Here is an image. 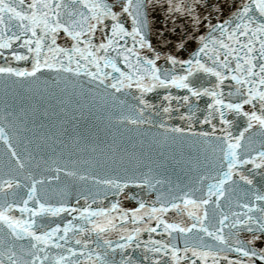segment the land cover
I'll use <instances>...</instances> for the list:
<instances>
[{"label":"snow or ice","instance_id":"snow-or-ice-1","mask_svg":"<svg viewBox=\"0 0 264 264\" xmlns=\"http://www.w3.org/2000/svg\"><path fill=\"white\" fill-rule=\"evenodd\" d=\"M0 60L5 93L16 87L91 96L100 107L119 109L118 123L159 127L165 140L171 134L200 154V170L186 188L177 183L162 190L165 181L151 168L89 176L45 160L55 175H37L33 169L41 165L22 135L28 129L4 113L0 264L264 262V0H0ZM200 111L207 113L202 119ZM161 112L168 119L177 113L186 126L146 116ZM198 123L211 131H197ZM101 155L96 164L115 166L114 173H127L133 163L139 170L142 163L115 140ZM60 173L91 180L94 204L102 194L138 207H122L119 199L95 209L52 202L44 186ZM241 184L249 198L234 200ZM64 213L77 215L64 227L53 220L55 226L45 228ZM242 233L249 236L241 239Z\"/></svg>","mask_w":264,"mask_h":264},{"label":"water","instance_id":"water-1","mask_svg":"<svg viewBox=\"0 0 264 264\" xmlns=\"http://www.w3.org/2000/svg\"><path fill=\"white\" fill-rule=\"evenodd\" d=\"M14 90H19V95H16ZM158 91L162 92L163 90ZM172 91L175 93L177 90L172 89ZM56 92L60 91L57 90ZM156 95V93L149 94L148 98L152 99ZM173 104L175 106V102ZM199 107L204 109L205 103L200 101ZM186 111V108H180V112ZM6 112L10 113L9 121L28 129L22 135H31L29 138L32 141L30 148L37 157V162L41 165L38 170L33 169L37 175H55L54 172L48 171L45 167V160L48 166L54 167L55 164L61 167L67 166L89 176L132 175L133 172L147 171L151 168L152 175L165 181L163 185H158V187L167 190L177 183L180 184L181 188H186L195 181L200 170L197 163L200 154L190 146V142H173L171 134L165 140L162 135L163 129L148 124L141 125L139 129L132 125H122L115 118L119 109L100 107L94 104L91 96L81 97L71 93V91L51 95L25 91L16 87H9L5 93L3 85L0 84V116ZM206 114L204 111L197 112L200 119ZM147 115H151V119L156 124L163 121L167 126H186L184 121L177 118V113H173L171 119L166 118L163 112L159 116L154 113H146ZM214 123H218V121H214ZM196 130L210 132L211 127L198 123ZM113 140L126 147L129 153H134L142 161L139 170L134 167L133 163L126 165L127 173L122 168L114 173L113 167L115 166L96 164V161L102 159L101 150L106 151L107 146ZM93 148H96L95 152L92 150ZM3 151L4 146L0 142V154ZM40 157H43V160L39 159ZM44 187L48 191V199L52 202L63 199L73 207L91 206L95 209L98 205H108L116 199L120 200L122 207H138L136 201L124 199L123 196L113 197L109 195L107 199H104L102 194L97 196L94 204L92 203V196L95 194L96 188L93 182L69 178L63 173H60L59 180H52L50 185ZM246 187V185L241 184L233 199H248L249 197L245 195L244 191ZM85 196L88 197L87 205L85 204ZM140 198L146 197L141 193ZM77 199H79V205L76 203ZM75 215L77 214L64 213L58 218H51L45 222V228L54 227L53 220L64 227L68 221L73 220ZM171 215L169 213V218ZM37 220L39 222V218ZM73 222L75 223V221ZM42 230L37 227V231ZM227 231L228 229H225V232ZM68 235L71 237L72 232H69ZM248 236V233H242L241 239ZM153 238L160 239L156 234H153ZM142 239H146V236H142ZM69 246H75L74 242ZM255 246L259 249L262 246L261 242H256ZM228 256L229 259L239 258L235 253H228ZM197 264L200 262L198 261ZM220 264H227V262L221 259ZM256 264H264V262L257 260Z\"/></svg>","mask_w":264,"mask_h":264}]
</instances>
